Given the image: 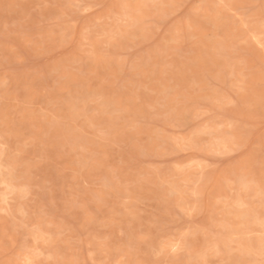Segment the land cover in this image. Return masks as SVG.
I'll list each match as a JSON object with an SVG mask.
<instances>
[{
  "label": "rangeland",
  "instance_id": "374dc122",
  "mask_svg": "<svg viewBox=\"0 0 264 264\" xmlns=\"http://www.w3.org/2000/svg\"><path fill=\"white\" fill-rule=\"evenodd\" d=\"M0 264H264V0H0Z\"/></svg>",
  "mask_w": 264,
  "mask_h": 264
},
{
  "label": "bare ground",
  "instance_id": "6f19581e",
  "mask_svg": "<svg viewBox=\"0 0 264 264\" xmlns=\"http://www.w3.org/2000/svg\"><path fill=\"white\" fill-rule=\"evenodd\" d=\"M215 176V175H214ZM256 188H257V186H256ZM2 192V191H1ZM4 192V191H3ZM231 192V191H230ZM241 205V204H240ZM238 206V205H237ZM253 219H255V217L253 218ZM258 221V220H257ZM240 229V228H239ZM253 229H255V228H253ZM263 231V230H262ZM261 233V232H260ZM184 238V237H183ZM171 243V242H170Z\"/></svg>",
  "mask_w": 264,
  "mask_h": 264
}]
</instances>
